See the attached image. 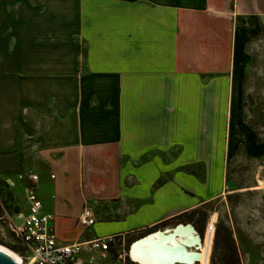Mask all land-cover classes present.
<instances>
[{"label": "crops", "instance_id": "1", "mask_svg": "<svg viewBox=\"0 0 264 264\" xmlns=\"http://www.w3.org/2000/svg\"><path fill=\"white\" fill-rule=\"evenodd\" d=\"M213 91H230L232 126L234 91H264V0H0L1 203L25 210L19 175L36 173L60 243L152 227L180 208L177 149L196 138L181 128ZM212 168L185 209L226 189Z\"/></svg>", "mask_w": 264, "mask_h": 264}, {"label": "rangeland", "instance_id": "2", "mask_svg": "<svg viewBox=\"0 0 264 264\" xmlns=\"http://www.w3.org/2000/svg\"><path fill=\"white\" fill-rule=\"evenodd\" d=\"M229 95L230 91H213L209 97L202 96L200 100L196 98V107L198 108L200 105L203 109V112H197V114H201V117L196 118L197 127L195 129L181 128L183 135L188 133L187 130L190 134L195 130L196 138L194 142H181L179 144L177 149L179 157L177 162L175 161L181 179L180 208L171 210L156 227H148L134 232L130 236L126 235L127 247L148 233L159 230L171 231L178 224H191L199 235L202 244L192 248H199V251L203 252L207 247L208 233L206 230L208 224L213 223L214 232L210 240L208 264L230 263V258L219 254L220 251L214 249L217 231L223 233L225 228L232 230L245 263L249 261V264H252L250 263L252 260L256 264H264L263 191L258 189L226 193L231 189L254 186L258 183L257 179L259 178L264 180V152L261 155L253 156L251 150L247 148L253 136H256L261 142L264 141V91H234L235 97L232 108L240 115L238 126H232L228 119ZM184 104L186 101L181 96V106ZM229 139L230 143H227ZM242 140H245L246 143L243 144ZM262 149L264 151V146ZM212 165V170L214 167L216 168L214 175L217 178H220L222 169L225 170L226 189L220 197L209 202H203L205 203L203 205H201L202 203L196 205L201 209L200 212H203L195 215V219L199 221V226L203 227V232H200L189 220L188 215L183 213L185 211L190 212L194 208L185 209L183 199L192 195H199L197 192H200L199 189L204 187L208 179V166L211 167ZM170 178H172L171 173L162 176L157 180L155 186L159 187ZM175 215L177 217H173ZM205 215H207L206 218ZM0 244L9 247L19 255L23 249L19 241L10 233L8 224L4 220H0ZM83 257L86 260L92 257L97 264H123L116 254L90 250L89 247L84 250ZM202 262L200 260L195 264H203ZM132 263H134L132 259L127 257L126 264Z\"/></svg>", "mask_w": 264, "mask_h": 264}, {"label": "built area", "instance_id": "3", "mask_svg": "<svg viewBox=\"0 0 264 264\" xmlns=\"http://www.w3.org/2000/svg\"><path fill=\"white\" fill-rule=\"evenodd\" d=\"M19 179L25 181L26 209H13L1 203L3 210L0 220H4L15 238L22 241L25 247L23 252H19L22 264H97L92 257L88 260L83 257L86 247L106 254H116L123 264H126L127 257L132 259L129 248L131 244L127 247L125 237L121 234L93 237L70 244L60 243L52 223L53 216L43 210V203L37 193L39 175H19ZM13 185L9 180H6L5 185L0 183V192H6ZM96 221L93 208L85 204L78 216V225L86 230L95 225Z\"/></svg>", "mask_w": 264, "mask_h": 264}, {"label": "bare ground", "instance_id": "4", "mask_svg": "<svg viewBox=\"0 0 264 264\" xmlns=\"http://www.w3.org/2000/svg\"><path fill=\"white\" fill-rule=\"evenodd\" d=\"M258 189L264 193V180L262 178H259L258 183L254 186L231 189L226 193ZM206 231L208 233L207 247L203 252L199 251V248H192L202 245L193 226L191 224H178L171 231H155L134 241L130 247V257L139 264H195L200 260L203 261V264H208V252L214 232V224L209 223ZM0 247L14 255L18 261H22V257L17 252L2 244Z\"/></svg>", "mask_w": 264, "mask_h": 264}, {"label": "trees", "instance_id": "5", "mask_svg": "<svg viewBox=\"0 0 264 264\" xmlns=\"http://www.w3.org/2000/svg\"><path fill=\"white\" fill-rule=\"evenodd\" d=\"M0 183H1V180H0ZM203 204H205V203H202L201 205H203ZM4 206L7 207L6 204ZM2 210H3V208H2L1 200H0V214H1ZM200 210L201 209L199 207H194L193 209H191L190 212L185 211L183 213L188 215L189 220L193 223V225L195 227L198 228V230L200 232H203V227H200L199 223H198L199 221L197 219H195L196 214L203 213V212H200ZM183 213H181V214H183ZM173 217H177V216L175 215ZM206 217H207V215H205V218ZM160 223L161 222H159L153 226L156 227ZM10 233L13 235L11 230H10ZM13 237H15V236L13 235ZM16 240L19 241V243L23 246L22 251H20V252H23L25 247L22 244V241L18 238H16ZM214 249L216 251H220L219 254H223L224 256L230 258L231 264H243V256H242L243 254L241 253L239 247L237 246V241L235 240V237H234L231 229L225 228L223 233H221L220 231H217V233L215 235V239H214Z\"/></svg>", "mask_w": 264, "mask_h": 264}, {"label": "water", "instance_id": "6", "mask_svg": "<svg viewBox=\"0 0 264 264\" xmlns=\"http://www.w3.org/2000/svg\"><path fill=\"white\" fill-rule=\"evenodd\" d=\"M148 234H150V233H148ZM148 234H146V235H148ZM0 264H22V263L20 261H18L16 259V257H14V255H12L8 251H6L5 249L0 247Z\"/></svg>", "mask_w": 264, "mask_h": 264}]
</instances>
